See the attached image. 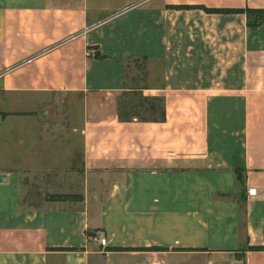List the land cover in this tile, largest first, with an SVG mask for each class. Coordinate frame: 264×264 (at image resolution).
<instances>
[{"label":"crops","instance_id":"obj_1","mask_svg":"<svg viewBox=\"0 0 264 264\" xmlns=\"http://www.w3.org/2000/svg\"><path fill=\"white\" fill-rule=\"evenodd\" d=\"M198 5L264 0H0V264H264V23Z\"/></svg>","mask_w":264,"mask_h":264},{"label":"trees","instance_id":"obj_2","mask_svg":"<svg viewBox=\"0 0 264 264\" xmlns=\"http://www.w3.org/2000/svg\"><path fill=\"white\" fill-rule=\"evenodd\" d=\"M181 7H191V5H179ZM207 12L214 13H235L243 12L247 16V24L250 28L256 29L264 23V8L253 7H206L198 5ZM143 101L148 105H143ZM119 118L122 121H129L138 118L143 121H164L166 118L165 99L162 96L144 95L139 85L125 89L119 97L118 102ZM2 116L8 114H21L20 112H0ZM52 200H81L80 194H51L48 197ZM251 249H264V246H251Z\"/></svg>","mask_w":264,"mask_h":264},{"label":"rangeland","instance_id":"obj_3","mask_svg":"<svg viewBox=\"0 0 264 264\" xmlns=\"http://www.w3.org/2000/svg\"><path fill=\"white\" fill-rule=\"evenodd\" d=\"M129 64H131V66H132V64H134V63H129ZM135 64L139 65V68H141L143 63H135ZM139 74L142 75L143 72L140 71ZM142 103L145 106L148 105V104H146L145 101H143ZM0 108L3 110L7 109V99L4 97L0 98ZM65 110L66 109H64L62 107L53 108L49 111L50 113L48 115H45V116L43 115V112H42V116H44L42 118V120L44 122L55 123V124L56 123L57 124L58 123H64ZM73 118L75 120L79 121L78 120L79 119V113H77V111L73 112ZM75 120H73V121H75ZM8 123H9V120L7 121V115L6 116L1 115L0 116V163H2L3 165H7V162L11 161V159H10L11 155L14 156V158L16 157L15 153H17L20 156V152L22 149L20 147V145L17 142H15V140H14V142L12 141L13 143H8V142H11V141H7V130L9 129V127L7 126V125H9ZM15 161H17V160H15ZM22 182H23V185H25V186H26V184L30 185V183H31L27 180H23ZM32 189L37 190V188H33V186H32ZM32 189L30 188V191H32ZM46 191L47 190H44V189H42L41 191L38 189L37 193H42V192L45 193L44 195L38 196V199L42 200V199L46 198L49 195ZM23 196H24V193H23ZM25 198L27 201L30 200V202H28L29 204L34 203V202L36 203L38 200V199H36L37 196L32 197V198L30 196H28V197L26 196Z\"/></svg>","mask_w":264,"mask_h":264},{"label":"built area","instance_id":"obj_4","mask_svg":"<svg viewBox=\"0 0 264 264\" xmlns=\"http://www.w3.org/2000/svg\"><path fill=\"white\" fill-rule=\"evenodd\" d=\"M248 191H249V193H252V192L254 191V189L251 188V189H249ZM99 241H100V243H101L102 245H106V244H107V237H101V238L99 239Z\"/></svg>","mask_w":264,"mask_h":264}]
</instances>
